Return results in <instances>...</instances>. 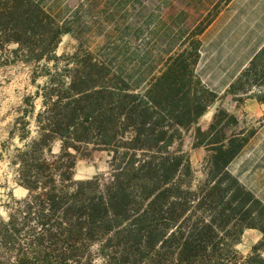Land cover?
Returning <instances> with one entry per match:
<instances>
[{"label":"trees","instance_id":"obj_1","mask_svg":"<svg viewBox=\"0 0 264 264\" xmlns=\"http://www.w3.org/2000/svg\"><path fill=\"white\" fill-rule=\"evenodd\" d=\"M68 31L40 1L0 0V65L10 44L15 60H56ZM263 54L264 46L227 93L242 88ZM67 64L66 82L48 73L37 91L34 135H17L11 162L26 195L0 216V264H264V244L246 255L236 248L247 228L264 240V205L228 170L244 140L222 133L204 143V178L193 183L182 133H202L198 118L216 95L182 55L138 91L89 52ZM95 151L106 152L107 172L75 179L77 160Z\"/></svg>","mask_w":264,"mask_h":264},{"label":"rangeland","instance_id":"obj_2","mask_svg":"<svg viewBox=\"0 0 264 264\" xmlns=\"http://www.w3.org/2000/svg\"><path fill=\"white\" fill-rule=\"evenodd\" d=\"M56 20L62 33L54 51L56 60L39 61L15 60L11 52L16 45L6 46L1 55L8 62L0 65V216L6 217L9 209L24 198L26 190L16 183V166L12 164L15 148L21 146L17 135L36 131L35 116L42 108V86L46 85L49 75H66L67 57L89 52L104 61L112 73L123 78L138 91L153 78L159 76L170 64V58L182 55L190 72L195 56V35L214 15L216 9L226 0H205L201 4L200 15L189 11L196 6L197 0H37ZM185 9V16L168 17L167 13ZM169 21V25H168ZM183 22L186 37L171 51L176 40L172 37L170 22ZM166 43V44H165ZM60 80V81H62ZM55 81H58L55 79ZM62 81V82H63ZM242 88L235 93L225 92L216 95L206 113L198 118L197 125L202 133L191 126L182 133L181 146L189 153L195 169L193 183L204 178L202 165L207 155L203 146L208 141H216L224 133L235 135L239 142L246 140L252 131H264V110L261 114H251L245 106L248 98H264V54L258 59L255 70L250 71L243 81ZM260 103V102H259ZM263 104V103H261ZM222 110L226 115L220 114ZM219 111V112H218ZM217 116L214 128L207 134L211 120L210 113ZM197 121V123H198ZM206 133V134H205ZM211 133V134H210ZM195 143L202 146L192 148ZM53 152L59 149V142L53 143ZM105 151H95L90 159H78L75 165V179H87L108 170ZM246 230V229H245ZM255 238L245 232L236 248L242 255L252 251ZM260 242V243H259ZM264 244L262 237L256 244ZM255 245V244H254ZM264 257V249L259 251Z\"/></svg>","mask_w":264,"mask_h":264},{"label":"crops","instance_id":"obj_3","mask_svg":"<svg viewBox=\"0 0 264 264\" xmlns=\"http://www.w3.org/2000/svg\"><path fill=\"white\" fill-rule=\"evenodd\" d=\"M205 2L195 1L196 6L189 11L190 14L194 15L196 10L199 16L201 4ZM179 15L185 16L184 7L167 13L168 17ZM170 28L176 44L171 51L166 49L167 55L180 45L183 47L186 37L183 22H170ZM195 42L194 76L206 90L215 95L224 94L264 46V0L224 1L198 30ZM245 106L251 114H261L264 110V104L251 98L246 100ZM210 116L212 120L213 112ZM200 124L198 121L197 125ZM228 170L264 205V131H252L228 164ZM245 232L248 237L255 238L253 245L262 237V233L255 228H247L243 234Z\"/></svg>","mask_w":264,"mask_h":264}]
</instances>
